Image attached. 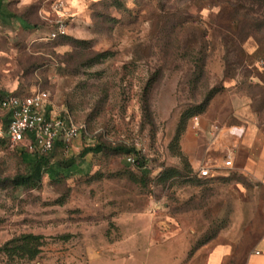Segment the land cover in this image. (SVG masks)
Segmentation results:
<instances>
[{"label":"rangeland","instance_id":"1","mask_svg":"<svg viewBox=\"0 0 264 264\" xmlns=\"http://www.w3.org/2000/svg\"><path fill=\"white\" fill-rule=\"evenodd\" d=\"M3 1L13 17H0V98L46 92L84 131L52 160L79 170L15 189L26 167L0 109V247L41 238L34 258L0 253V264H208L218 248L220 264H244L264 237V186L237 169L233 136L202 127L264 123V34L248 29L263 25L264 3ZM59 22L68 39H50ZM211 90L205 111L182 125ZM97 143L102 151L81 161Z\"/></svg>","mask_w":264,"mask_h":264},{"label":"trees","instance_id":"2","mask_svg":"<svg viewBox=\"0 0 264 264\" xmlns=\"http://www.w3.org/2000/svg\"><path fill=\"white\" fill-rule=\"evenodd\" d=\"M239 0H236L235 2H238ZM258 1V0H257ZM261 3H264V0H260ZM2 0H0V6L2 5ZM117 5V4H116ZM232 23H236L235 15L237 14V11L239 10V7L235 6L232 8ZM7 11V10H6ZM3 15L4 17H13V14H8L7 12L0 10V15ZM246 15H248L246 13ZM248 29H253L251 31H256L260 34H264V23L263 25L258 23V26L254 25L255 21L252 20L250 22ZM260 24V25H259ZM28 27V26H26ZM263 30V31H262ZM251 36V33H247L243 40H241V44L245 42L249 37ZM57 38H64L68 39L66 36H58ZM73 43H78L77 41ZM104 55L99 54L97 56V59L103 58ZM97 60V61H98ZM198 66L199 71H202V63L195 62ZM216 93L215 90H211L207 97L204 99L203 102H201L199 105L193 106L189 108L186 112H184L181 116V124L185 125L186 122L198 115H201L205 108L208 105L209 100L213 97V95ZM10 95V94H9ZM9 95L2 96L0 98L3 100ZM14 96H18L16 94H12ZM23 97V96H18ZM1 109V108H0ZM5 131L9 122L8 115L5 114ZM180 132H184L181 128ZM82 135V133H81ZM73 142V141H72ZM71 142V143H72ZM103 146L101 144H95L93 146H88L82 150V152L79 154V157L81 158V161H85L86 157L88 155H95L102 151ZM65 149L64 141L59 138L55 141L53 149L47 153V154H36V153H29L23 148L19 147L16 150V153L20 159V161L25 165L26 172L24 174H20L15 176L12 180H10V184L15 189H31L35 188L43 183V180L45 177L49 179L50 181H54L59 177L67 178L72 172H75L79 170V163H76L74 159H71L67 164L64 162L59 161H53V158H55V153L57 151H63ZM114 150L122 155H126L127 159L132 158L133 164H135L137 167L142 168L144 161L141 160L139 157H137L136 152L133 149H130L125 146H117L114 148ZM198 176L201 177L198 173ZM40 237L34 236L32 234L28 235H22L19 238L12 239L8 242H6L2 247H0V253H3L4 255H10L11 253H14L15 251L20 253L22 256H27L28 258L32 259L39 253V247H40Z\"/></svg>","mask_w":264,"mask_h":264},{"label":"built area","instance_id":"3","mask_svg":"<svg viewBox=\"0 0 264 264\" xmlns=\"http://www.w3.org/2000/svg\"><path fill=\"white\" fill-rule=\"evenodd\" d=\"M65 35L64 26L58 23L50 39ZM0 108L8 115L5 135L11 145L21 147L29 153L47 154L57 139L64 141L65 149L74 141L83 126L75 124L67 114L59 113L51 105L49 95L43 91L18 97L9 95L0 102ZM128 161L133 163L132 158ZM224 167H232V161L226 160ZM201 177L210 174L208 168L199 169Z\"/></svg>","mask_w":264,"mask_h":264},{"label":"crops","instance_id":"4","mask_svg":"<svg viewBox=\"0 0 264 264\" xmlns=\"http://www.w3.org/2000/svg\"><path fill=\"white\" fill-rule=\"evenodd\" d=\"M1 4L0 10L9 14L3 0ZM0 17L3 15L1 14ZM202 128V132H219L217 138L233 136L239 145L233 155L237 169L264 186V123L251 122L217 131L215 129L207 131L205 127ZM226 253L225 248L215 249L210 254L208 264H220ZM244 264H264V237L250 252Z\"/></svg>","mask_w":264,"mask_h":264}]
</instances>
